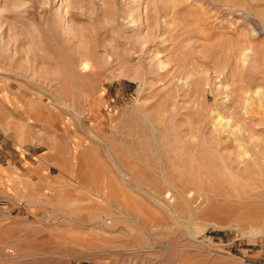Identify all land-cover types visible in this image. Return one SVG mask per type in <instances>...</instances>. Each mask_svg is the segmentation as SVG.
I'll return each instance as SVG.
<instances>
[{
    "label": "rangeland",
    "instance_id": "obj_1",
    "mask_svg": "<svg viewBox=\"0 0 264 264\" xmlns=\"http://www.w3.org/2000/svg\"><path fill=\"white\" fill-rule=\"evenodd\" d=\"M7 203L0 264H264V0H0Z\"/></svg>",
    "mask_w": 264,
    "mask_h": 264
},
{
    "label": "crops",
    "instance_id": "obj_2",
    "mask_svg": "<svg viewBox=\"0 0 264 264\" xmlns=\"http://www.w3.org/2000/svg\"><path fill=\"white\" fill-rule=\"evenodd\" d=\"M32 211L25 205H0V250L15 252L22 247L26 234L37 223L31 218ZM48 235H51L50 231Z\"/></svg>",
    "mask_w": 264,
    "mask_h": 264
},
{
    "label": "bare ground",
    "instance_id": "obj_3",
    "mask_svg": "<svg viewBox=\"0 0 264 264\" xmlns=\"http://www.w3.org/2000/svg\"><path fill=\"white\" fill-rule=\"evenodd\" d=\"M63 12H64V11H63ZM65 14H66V13H65ZM53 19H54V18H53ZM199 130H200V129H199ZM203 132H204V130H203ZM203 132H202L201 134H203ZM201 134H200V136H201ZM214 137H215V136H214ZM199 138H200V137H199ZM214 143H215V142H214ZM215 144H216V143H215ZM216 148H217V147H216ZM213 149H215V148H213ZM169 153H170V155H172V157H174V158H176V157H180V156H181V155H180V156H175L172 150H171ZM202 153H203V152H201V150L198 151L197 157H198L199 159H200V157L203 156ZM201 155H202V156H201ZM176 160H177V159H176ZM175 162H176V161H175ZM260 185H261V184H260ZM168 193H169V192H168ZM168 193H167V194H168ZM171 197H172V196H171Z\"/></svg>",
    "mask_w": 264,
    "mask_h": 264
}]
</instances>
